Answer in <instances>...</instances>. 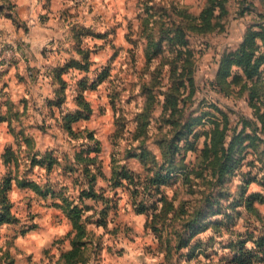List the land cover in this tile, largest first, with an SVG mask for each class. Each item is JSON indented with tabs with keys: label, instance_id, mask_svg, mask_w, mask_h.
Instances as JSON below:
<instances>
[{
	"label": "rangeland",
	"instance_id": "rangeland-1",
	"mask_svg": "<svg viewBox=\"0 0 264 264\" xmlns=\"http://www.w3.org/2000/svg\"><path fill=\"white\" fill-rule=\"evenodd\" d=\"M63 2L46 19L52 120L33 129L37 145L0 144V179L63 185L75 200L95 193L77 212L91 241L79 264H103L107 237L138 238L132 255L145 264H236L243 250L245 264H264V0ZM2 45L12 49L0 44V63ZM34 151L57 160L50 171L30 166ZM14 188L12 228L29 241L20 264L57 263L71 233L47 235L62 214L72 223L44 207L62 196ZM115 247L107 254L130 261ZM16 259L0 245V264Z\"/></svg>",
	"mask_w": 264,
	"mask_h": 264
},
{
	"label": "crops",
	"instance_id": "crops-1",
	"mask_svg": "<svg viewBox=\"0 0 264 264\" xmlns=\"http://www.w3.org/2000/svg\"><path fill=\"white\" fill-rule=\"evenodd\" d=\"M58 1L61 3L56 5ZM63 1L0 0V44H8V47H11L14 52L9 65L2 66L0 64V144H4V146L16 142L37 145L38 139L33 129H43L42 125L45 126L47 122L52 120L49 114L51 108L48 106L52 97V89L46 86L45 70L53 62L55 63V59L45 56L44 51L49 41L53 39L54 33L49 28L46 19L52 15V11H56L62 6ZM8 3L12 4L11 8L7 7ZM14 187V189L20 190V188ZM60 202L59 200H52L49 206L44 207L48 209L51 222L52 216L62 214L61 208L54 204ZM60 220H62L59 222L63 226L60 225L58 229L52 230L47 235L50 242L55 237L64 238L67 232L71 231L72 225L69 220L64 218L63 214ZM136 220L139 222L135 228L141 232L144 229V217H139ZM12 225L1 226L0 232L4 230L12 232L14 230ZM2 227L4 228L2 229ZM13 232L9 237L0 239V245L4 244V248L9 249L17 257L16 262L20 264L21 255L18 256L17 251L20 250V247H27L29 241L21 235L19 238ZM38 237L40 235H33V238ZM9 240H13V243L10 244ZM106 241V249L103 248L105 250L102 251L103 264H145V261L140 260L142 254L143 258H146L144 253L136 250L138 255L135 257L132 255L135 252L134 249L138 248V238L135 244L127 240L123 241L121 238L113 241L108 240L107 237ZM12 244L13 246H11ZM108 245H115V248L117 246L125 248L132 256L130 261L124 257L119 258L116 254L114 256L107 254ZM57 248L53 251L56 253L55 257H59L61 254V248ZM70 249L71 243L67 241L63 252ZM28 250L30 249L28 248ZM133 257L135 260L132 259ZM54 259L56 258L49 256L47 262L53 260L49 264H54Z\"/></svg>",
	"mask_w": 264,
	"mask_h": 264
},
{
	"label": "trees",
	"instance_id": "trees-1",
	"mask_svg": "<svg viewBox=\"0 0 264 264\" xmlns=\"http://www.w3.org/2000/svg\"><path fill=\"white\" fill-rule=\"evenodd\" d=\"M7 7L11 8L12 4L8 3ZM244 64H245V69L253 70V67L250 66L251 64L250 57L246 59ZM48 106H50L51 108L50 101L48 103ZM64 117L68 119V123H67L68 129L71 127V123L78 119V117L72 116L70 114ZM17 134H21V133H17ZM11 150H12L11 148L7 149L8 152H10ZM44 155L38 151H34L33 153H31V155L29 156V159L31 160L30 166L34 167L39 165V168H44L46 171H50L52 165L56 163L57 160L53 159L47 162V157H43ZM8 159H10L8 155L4 154L3 163L6 166L9 164ZM2 177L0 179V227L4 226L5 224L12 225L14 223L19 222L18 216L12 211L13 203L11 202V199L9 197V192L14 186L20 189L32 187V189L38 195H41L43 197H47L48 194H51L54 197L56 196L59 197L58 195H61L62 196L61 202L54 204L56 207L61 208V210H63L64 212H67L66 216L70 219L73 225V229L69 232L71 233V249L66 252H61L58 259L59 261L55 264H79L80 263L79 261L81 260L80 257L82 256V254L85 255L84 252L91 251L90 249L91 241H89L90 239H86V238L84 239V236L86 234H89L90 231L87 230L85 224L84 225L82 224L81 222L82 217L77 212L83 210L82 206L85 202L84 200H86L87 198H95L96 196L95 193L91 190L81 189L79 197H77V200H75V198H72L70 195H64L66 191H70V190H68V187L66 186L63 187V185H61L57 190L56 186L54 187L53 185L48 183L45 184L47 187L43 189L42 185H40V183L37 180L21 178L22 175H19L18 173L12 174L10 172ZM73 189L74 187L72 188V190ZM72 190L71 192H73ZM92 208H93V204L87 205L85 211L87 209H92ZM72 211H74L76 214L72 215L71 214ZM91 211L94 212V210ZM137 212H143V211L142 209H140ZM95 224L97 226L107 227L108 225L107 218L97 221V223ZM25 231H22V233L24 234ZM244 257H245V250H243V252L240 254L236 264H245Z\"/></svg>",
	"mask_w": 264,
	"mask_h": 264
},
{
	"label": "built area",
	"instance_id": "built-area-1",
	"mask_svg": "<svg viewBox=\"0 0 264 264\" xmlns=\"http://www.w3.org/2000/svg\"><path fill=\"white\" fill-rule=\"evenodd\" d=\"M3 50L2 51V55H1V65L2 66H7L10 64V61L12 59V56L14 54L12 49L6 50L4 45H2Z\"/></svg>",
	"mask_w": 264,
	"mask_h": 264
}]
</instances>
